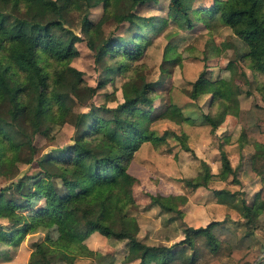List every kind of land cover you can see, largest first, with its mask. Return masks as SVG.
<instances>
[{
	"label": "trees",
	"instance_id": "trees-1",
	"mask_svg": "<svg viewBox=\"0 0 264 264\" xmlns=\"http://www.w3.org/2000/svg\"><path fill=\"white\" fill-rule=\"evenodd\" d=\"M119 1L0 0V177L8 181L0 186V219L9 229L20 224L22 210L31 202L26 193L28 182L46 176L50 178L49 189L42 194L41 212L61 233L55 238L46 236V249L34 243L43 264L52 260L73 264L77 255L86 253L84 240L93 231L126 240L125 260H137V264H227L226 259L235 264H258L252 237L237 236L221 221L212 220L202 227L183 225L181 239L170 245L147 244L139 239L138 223L131 212L135 203L128 190L134 178L126 171V164L142 142L158 145L163 141L151 123L170 105L160 103L161 79H146L139 63L146 46L163 31L171 38L178 30L199 27L209 32L210 42L202 55L207 60L229 47L224 41L216 45L212 36L214 29L223 25L242 44L236 59L246 63L254 74L264 75V0H210L209 5H198L199 0H166L158 9L164 12L149 15L141 10L159 0H130L125 13L117 12ZM98 7L101 15L94 20L91 12ZM71 11L80 13L93 61L106 62L93 84L86 83L82 70L69 62L77 55L76 43L82 40L64 24ZM108 18L114 21V27L93 48L99 25ZM170 44L166 42L163 47L161 60L177 64L178 57L170 55ZM162 71L167 72L164 63ZM116 75L123 77L119 83L121 100L112 106L102 103L94 107L89 100L106 83L114 85ZM211 75L206 66L191 80L188 95L197 98L210 94V104L217 102L214 113L201 115L214 129L226 114L240 116L239 144H253L254 152L241 160L238 168L260 175L255 162L264 158V130L259 124L264 118V81L257 83L263 103L251 101L241 110L237 97L250 90L232 79L223 85ZM103 95L114 100L115 90ZM74 101L84 109L72 110ZM156 102L160 103L157 107ZM106 113L112 126L104 128L101 116ZM16 117L31 127L29 134L15 125ZM64 122L73 127L68 141L40 152L32 142L33 136H45L53 124ZM228 160L222 150L218 173H211L203 162L201 171L192 178L194 185L225 179L232 172ZM22 162L27 168L17 177V164ZM261 181L250 203L241 200V211L248 220H264V178ZM213 193L230 199L233 195L224 188ZM148 197L149 203L162 212L178 215V205L185 201L182 194ZM9 244L17 246L19 240L12 239Z\"/></svg>",
	"mask_w": 264,
	"mask_h": 264
},
{
	"label": "rangeland",
	"instance_id": "rangeland-1",
	"mask_svg": "<svg viewBox=\"0 0 264 264\" xmlns=\"http://www.w3.org/2000/svg\"><path fill=\"white\" fill-rule=\"evenodd\" d=\"M130 2V0H120L117 12H127L131 6ZM165 2L166 0H159V3L144 6L141 13L161 14L164 10L158 9ZM209 2L210 0H199L196 3L209 5ZM100 15V7L91 12L94 20H97ZM79 18L80 13L77 11L69 12L65 18V26L82 37V40L76 43L77 55L69 62L82 70V77L86 83L93 84L98 71L106 62L96 64L93 61V50L87 47L89 34L81 28ZM113 27L114 21L111 18L99 25V31L92 41L93 48L98 47ZM164 32L146 46L139 62L142 64L146 79H161L162 91L158 93V96L162 97L160 103L163 101L170 103L159 118L151 123V128L156 135L163 137V141L158 145L150 141L142 142L126 164V171L134 178L128 190L135 203L131 212L138 223V237L147 244L170 245L181 239L183 225L202 227L212 220L221 221V224L237 236L247 234L252 237V249L257 254L256 261L258 264H264L262 257L264 255V220H248L241 211V202L250 203L253 193L261 187V180L264 178V158L255 162L256 168L261 172L260 175H253L238 168L240 161L254 152L253 144L244 143L242 146L239 144L238 134L242 128L240 116L226 114L214 129L209 123L204 122L201 115L206 112L214 113L217 102L210 104V94H202L197 98H190L188 95L191 80L208 66V69L212 71V79H216L223 85L232 79L250 90L247 95L242 93L237 97V106L243 110L251 101L263 103L257 83L264 81V75L254 74L246 67V63L236 59V53L242 44L223 25H218L212 36L216 45L224 41L229 44V47L223 48L219 55L207 60L202 59L203 51L210 42L209 32L206 30L199 27H194L190 31L178 30L171 38L163 35ZM169 41L173 47L170 55L178 57L177 64H167L161 60L163 47ZM162 63L167 65V72H161ZM122 78L121 75H116L114 85L106 83L100 92L89 100L91 104L94 107L102 103L112 106L119 102L121 100L119 83ZM112 89L115 90L114 100L107 99L108 97L103 95L104 92L112 91ZM160 103L156 102L154 105L157 107ZM71 107L72 110L84 109L82 105H76V101ZM98 112H100L99 109ZM101 119L104 128L107 124L112 126L111 118H108L107 113L102 115ZM14 122L19 128L22 127L25 133L31 132V127L19 117L14 118ZM259 124L264 130V118ZM72 130L73 127L68 122L53 124L45 136L35 134L32 142L40 149V152H43L67 142ZM222 150L229 159L231 174H228L225 179H211L205 186H195L192 178L201 171L203 162L211 173L220 171ZM17 166L19 167L16 174L18 177L27 166L24 162L18 163ZM49 180L50 178L46 176H40L28 182L26 193L31 202L22 210L23 218L20 224L9 229L6 225L4 226L5 221L0 219V228L4 230H0V264H43L33 247L34 243H39L46 249L48 246L46 236L55 238L61 233L60 228L41 212V207L44 206L42 194L49 189ZM7 183L8 181L0 177V186ZM221 188L232 193V198L214 195L213 190ZM166 193L185 196L184 204L178 205L181 210L180 215L175 212H162L157 206L149 203V194L165 195ZM170 217L173 219L169 220ZM12 239H18L19 245L11 246L9 243ZM84 243L86 253L77 255L73 259V264H137V260H125L126 240H117L93 231ZM224 262L235 264L230 259ZM222 263L223 261H214L210 264ZM51 264L68 263L52 260Z\"/></svg>",
	"mask_w": 264,
	"mask_h": 264
}]
</instances>
